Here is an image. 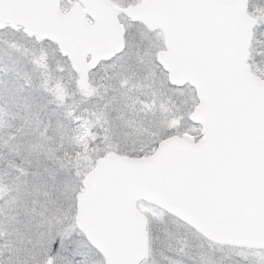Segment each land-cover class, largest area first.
<instances>
[{
  "label": "snow or ice",
  "instance_id": "obj_1",
  "mask_svg": "<svg viewBox=\"0 0 264 264\" xmlns=\"http://www.w3.org/2000/svg\"><path fill=\"white\" fill-rule=\"evenodd\" d=\"M0 264H264V0H0Z\"/></svg>",
  "mask_w": 264,
  "mask_h": 264
}]
</instances>
